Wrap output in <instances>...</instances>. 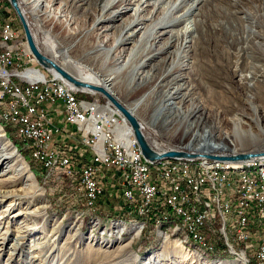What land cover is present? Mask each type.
<instances>
[{
	"label": "rangeland",
	"instance_id": "rangeland-1",
	"mask_svg": "<svg viewBox=\"0 0 264 264\" xmlns=\"http://www.w3.org/2000/svg\"><path fill=\"white\" fill-rule=\"evenodd\" d=\"M46 1L50 2V0ZM69 1L58 0L56 4L51 6V13L58 16L56 21L41 22L32 17L29 7L19 0L20 6L30 23L31 33L35 36V44L44 55L51 58L59 66H64L66 71L74 77H87L92 74V71L100 73L99 66L101 64L97 62V66H95L96 64L94 65L92 61L93 58H86L84 54L95 45V41L103 44L105 48L112 47L126 20L118 22L115 28L107 32L98 24L92 34L80 38L79 33L90 29L99 16L98 3L91 4L86 10H75L71 8ZM0 2L5 12L16 18L17 32H21L22 40L29 52L24 33L14 10L7 0H0ZM217 2L225 7L227 0ZM207 4L210 8L208 7L209 12L201 17L199 36L201 35L203 42L198 48L196 60L193 63L194 71L185 70L183 74L187 77L186 80L191 93L190 101L177 105V107L170 105L156 110L153 124L146 118L147 114L150 113L147 107L143 109L141 114L135 116L142 124L144 134L155 138L165 150L177 149L207 153L199 151V149L208 148L210 143L221 142L222 132L231 130L230 119L236 113L251 114L248 86L240 81L238 71L244 68V64L245 67L247 66L246 64L250 61L248 56L259 57L260 62H263H261L263 67L264 58L258 56L256 52L251 53V50L248 49L246 53L242 52L241 57L245 62L241 59L237 69L234 68L233 61L235 60L231 55L223 65L211 66V49L213 46L211 45V34L208 33V26L215 18L211 17V0H207ZM256 4L264 6V0H243V5L248 8ZM241 29L238 27L236 32H240ZM238 43L231 44V53L235 52L234 49L238 47ZM72 44L74 45L72 46ZM69 46L72 47L67 50V58H64L63 49ZM128 51L129 46L125 45L118 49L117 54L126 58ZM65 59L70 63L66 65ZM90 66H93V70L89 69ZM38 67L41 68L39 65ZM42 70L49 74L44 69ZM149 78L153 80L154 76ZM119 86L115 87L114 91L119 96L117 97L120 103L125 107L131 101L137 100L142 94V90H132L127 93ZM255 90L257 91L253 95L252 102L264 106V75L261 84L255 86ZM83 92L81 96L97 97L102 103L107 102L101 95ZM159 94L161 95L160 92ZM194 105L199 106L201 111L195 117H191L187 113L188 109ZM181 118H186L181 127L175 132L174 129L177 127L175 125L173 131H169L168 128L171 127V124ZM8 126L12 129L13 137L22 144L21 150L28 154L29 158L24 159L13 144L14 141L11 139L12 143L9 141L10 139L8 140L18 156L27 164L28 171L31 172V176L40 189L42 200H38V205L45 206L46 209L43 212V219L37 220L38 225L42 224L43 227L25 241L20 250L21 253L19 251L13 259H10L8 255L12 250L5 251L0 256V264H141L153 256H155V260L151 264H191L195 260L196 262L193 264H238L235 260L240 259L233 255L232 250L224 245L221 238L211 236L210 233L206 237V242L209 243L206 251L199 250L198 252L196 248H188L190 252L186 245L180 242L181 235L185 236V234L174 231L175 224H178L176 216H169L167 221L161 220V222L155 212H147L140 216L138 208L132 210L126 208L124 200L119 198L115 188L107 189L98 203L90 206L84 199V190L78 184H72L67 177L61 174L53 173V175L47 176V172L37 160L31 157V152L25 150V144L14 135V126ZM0 128L5 133L1 123ZM152 130L155 131L156 137H153ZM70 132L72 133L73 129ZM72 139L67 138V141L72 143ZM69 147L71 150L73 149L72 145ZM76 148V150L80 148L78 142ZM223 150L213 153H232L230 149ZM243 151H264V142L256 147H248ZM30 161L40 167V174L36 175L32 172ZM5 205H0V211ZM23 221V219H17V224L15 223L10 227V234L5 243L7 244L6 247L15 243L17 237L13 231ZM56 222L59 223L60 228L54 230L53 225ZM143 223L146 224L143 226ZM159 223L161 224L158 225ZM77 229L78 231H76ZM56 231H59L58 234H53ZM48 239L51 243V247L47 248L48 251L39 252L35 250L36 246L39 247V243L47 242ZM169 239L170 241H166ZM127 243L128 246L122 248ZM164 243H166L167 252L158 257ZM247 253L253 255L252 252L247 251ZM134 254L141 261L135 260ZM238 254L240 256V253ZM249 254L250 264H256ZM34 256L36 257L32 258ZM181 256L188 260H183L180 258ZM196 256L201 260L196 259ZM190 257L192 258L191 261H189ZM219 261L221 262L218 263Z\"/></svg>",
	"mask_w": 264,
	"mask_h": 264
},
{
	"label": "bare ground",
	"instance_id": "bare-ground-1",
	"mask_svg": "<svg viewBox=\"0 0 264 264\" xmlns=\"http://www.w3.org/2000/svg\"><path fill=\"white\" fill-rule=\"evenodd\" d=\"M17 1L31 32L30 23L20 6L19 0ZM217 1L219 0H211V17L215 19L208 26V33L211 34V45L213 46L211 49V66L223 65L231 55L235 60L233 61L234 68L237 69L241 59L245 62L241 57L242 52L246 53L248 49L251 50V53L256 52L258 56L264 58V6L256 4L248 8L243 5V0H227L225 7H222ZM21 2L29 7L31 16L41 22L56 21L58 18V16L51 13L50 9L58 0H50V2L46 0H21ZM69 3L71 8L75 10H86L91 4L98 3L99 16L90 29L79 33L80 38L92 34L98 24H100V28H105L104 31L107 32L115 28L118 22L126 20L112 47L105 48L103 44L95 41V45L84 54L86 58H93L92 61L94 65L96 64L95 66H97V62L101 64L99 66L101 72L92 71L91 75L75 77L76 79L92 86L102 87L118 102H120L119 96L114 91V88L118 85L127 93L132 90H142L139 98L131 101L126 108L133 116H138L147 107L150 113L147 114L146 118L151 124L155 120L156 110L170 105L177 107V105L190 101L191 93L187 84V77L183 74L185 70L194 71L193 63H195L198 48L203 42L201 35L199 36L201 17L209 12L207 0H70ZM233 23L235 24L233 25ZM238 27L242 28L240 32H236ZM47 34L48 31L45 35L47 36ZM31 35L35 42V36L32 33ZM237 42H239L238 47L234 49L235 52L231 53V44ZM125 45L129 46L126 58L117 54L118 49ZM72 46L63 49L64 58H67V50ZM256 57L248 56L250 61L246 64L247 66L245 67L244 64V68L238 71L240 81L248 86L247 92L249 91L251 114L236 113L230 119L231 130L222 132V141L210 143L206 149L198 148L199 151H205L208 154H214L213 152L222 151L223 149L241 152L248 147H256L264 142V106L252 102L253 95L257 91L255 86L261 84L264 75L263 62L261 61V63L260 58ZM68 63L70 62L65 59V64ZM92 67L90 66L89 69L93 70ZM61 68L67 70L64 66ZM48 73L57 76L53 71ZM150 76H154V79L149 78ZM85 92L95 94L88 90ZM200 111L199 106L194 105L188 109L187 114L195 117ZM185 119H177L168 130L173 131L176 125V129H174L176 132ZM0 123L4 127L14 126V135L25 144L26 127L18 126L17 129L11 115L7 114V110L1 107ZM128 127L127 133H132L130 127ZM30 152L31 157L42 165L41 155ZM154 166H162V161L154 163ZM211 171V161L199 162V172ZM30 173L27 164L18 156L0 128V205L6 204L3 210L0 211V226H2L0 228V256L5 251L12 250L8 253L10 259H13L21 250L30 236H33L35 232L37 233V230L43 227L42 224L38 225L37 220L43 219V212L46 207L38 205V200H42V195ZM219 173L223 177L239 176L240 178H248L262 176L264 174V161L219 166ZM250 185H257V178H250ZM235 193L236 186H228V194ZM205 199L213 200V192H205ZM168 216L172 217L175 214H167V217L160 219V222L161 220L167 221ZM176 218L178 224H175L174 231L185 234V236L181 235L180 242L184 243L187 249L196 248L198 252L199 250L206 251L203 241L199 238H193L192 231L182 226L180 216H176ZM17 219L24 220L13 231L17 239L11 246L6 247L7 244L5 243L10 234V227L17 222ZM53 227L56 230L60 228V225L56 222ZM58 232H53V234H58ZM166 241H170V239ZM50 244L48 239L47 242L39 243V247L36 246L35 250L45 251L51 247ZM126 246H128V243L123 245L122 248ZM165 246L166 243L161 246L158 257L167 252ZM251 252L253 253L251 256H258V249H251ZM133 258L138 259L135 254ZM180 258L188 260L184 256ZM196 259L201 260L198 256H196ZM239 259L235 260L238 264L249 263L244 258ZM154 260L155 256L148 258L147 261L145 260L141 264H151ZM191 260L190 257L189 261ZM192 262L195 263L196 260Z\"/></svg>",
	"mask_w": 264,
	"mask_h": 264
},
{
	"label": "built area",
	"instance_id": "built-area-1",
	"mask_svg": "<svg viewBox=\"0 0 264 264\" xmlns=\"http://www.w3.org/2000/svg\"><path fill=\"white\" fill-rule=\"evenodd\" d=\"M83 93L38 67L16 18L0 2V107L17 129L26 127L25 149L41 155L47 176L61 174L78 184L90 206L115 188L126 208H138L140 216L155 212L160 220L175 214L206 248L210 233L249 264L247 251L258 249V256L249 255L264 264V174L223 177L219 166L232 163L203 159H165L154 166L143 159L121 114ZM145 136L153 149L165 150ZM201 161H211L212 171L199 172ZM250 178H257V185H250ZM228 186H236V193L228 194ZM205 192H213V200H206Z\"/></svg>",
	"mask_w": 264,
	"mask_h": 264
},
{
	"label": "water",
	"instance_id": "water-1",
	"mask_svg": "<svg viewBox=\"0 0 264 264\" xmlns=\"http://www.w3.org/2000/svg\"><path fill=\"white\" fill-rule=\"evenodd\" d=\"M14 10L16 17L20 23L24 37L26 40L27 47L30 54L35 59L36 63L45 71L52 72L59 76L65 83L69 86L80 90V91H91L95 94L101 95L112 107H114L121 116L125 119L129 125L134 139L139 147L140 153L143 159L148 163H156L165 159H186V160H198L207 159L225 163H245V162H257L264 161V151H242V152H232L228 154H208L199 152H187L184 150L168 149L157 151L153 149L146 136L142 131V125L139 120L131 114V112L120 102H118L111 94H109L105 89L98 86H92L83 81H80L70 75L68 72L63 70L59 65L54 63L51 59L43 55L35 44L31 32L27 26L25 18L18 6L17 0H7Z\"/></svg>",
	"mask_w": 264,
	"mask_h": 264
},
{
	"label": "trees",
	"instance_id": "trees-1",
	"mask_svg": "<svg viewBox=\"0 0 264 264\" xmlns=\"http://www.w3.org/2000/svg\"><path fill=\"white\" fill-rule=\"evenodd\" d=\"M4 131H5V134H6V138L11 142L12 140L14 141V143H13V141H12V143L15 145V147L17 148V150H18V152H19V154H21L23 157H24V159H26L27 160V158H29L28 157V154H26L25 152H23L22 150H21V146H22V144L21 143H19L14 137H13V134H12V129L9 127V126H6V127H4ZM12 139V140H11ZM18 145V146H17ZM30 164H31V170H32V172L34 173V174H40V167L38 166V165H36V164H34V163H32L31 161H30ZM168 218H169V216H168ZM170 221V220H169Z\"/></svg>",
	"mask_w": 264,
	"mask_h": 264
}]
</instances>
